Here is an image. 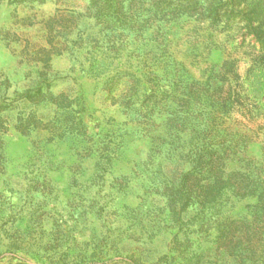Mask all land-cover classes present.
Returning a JSON list of instances; mask_svg holds the SVG:
<instances>
[{
    "label": "rangeland",
    "instance_id": "1",
    "mask_svg": "<svg viewBox=\"0 0 264 264\" xmlns=\"http://www.w3.org/2000/svg\"><path fill=\"white\" fill-rule=\"evenodd\" d=\"M229 174L264 183V0H0V264H264Z\"/></svg>",
    "mask_w": 264,
    "mask_h": 264
},
{
    "label": "trees",
    "instance_id": "2",
    "mask_svg": "<svg viewBox=\"0 0 264 264\" xmlns=\"http://www.w3.org/2000/svg\"><path fill=\"white\" fill-rule=\"evenodd\" d=\"M235 176H231V174L228 175L227 182L230 183L233 187V190L238 195H244L246 193H257L258 194V205L260 206L263 214H264V183H257L256 185H250L246 182V180L242 178H235ZM233 180V181H232ZM219 182L216 181L214 185L218 186ZM221 239V236L218 238ZM246 241L249 242V239H246ZM248 244L244 246V248H247Z\"/></svg>",
    "mask_w": 264,
    "mask_h": 264
}]
</instances>
